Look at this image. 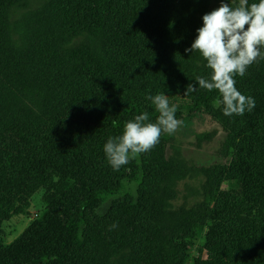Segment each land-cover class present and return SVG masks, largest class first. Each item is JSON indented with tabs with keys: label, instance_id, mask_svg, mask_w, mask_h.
<instances>
[{
	"label": "trees",
	"instance_id": "16d2710c",
	"mask_svg": "<svg viewBox=\"0 0 264 264\" xmlns=\"http://www.w3.org/2000/svg\"><path fill=\"white\" fill-rule=\"evenodd\" d=\"M29 2L0 0V226L39 191L43 210L0 242V264H264V59L234 77L254 109L226 117L196 83L206 61L185 51L210 0H37L15 17ZM161 93L175 118L201 111L225 134L189 208L173 207L190 169L169 134L118 171L103 150L136 116L155 123L146 97Z\"/></svg>",
	"mask_w": 264,
	"mask_h": 264
},
{
	"label": "clouds",
	"instance_id": "9594fccd",
	"mask_svg": "<svg viewBox=\"0 0 264 264\" xmlns=\"http://www.w3.org/2000/svg\"><path fill=\"white\" fill-rule=\"evenodd\" d=\"M202 20L203 26L197 30L196 39L185 51L198 52L211 70V76L197 77L196 83L200 89L218 90L224 116H243L254 109L255 99L237 90L234 77L245 76L249 66L264 59L260 51L264 48V0L251 5L248 0H239L235 7L221 3ZM197 90L189 84L184 95ZM146 98L159 113L156 122H148L149 115L143 113L124 125L122 135L109 137L103 150L113 170L118 171L130 159L152 150L160 142L162 133L171 135L182 123L175 118L176 106H169L164 93Z\"/></svg>",
	"mask_w": 264,
	"mask_h": 264
},
{
	"label": "rangeland",
	"instance_id": "374dc122",
	"mask_svg": "<svg viewBox=\"0 0 264 264\" xmlns=\"http://www.w3.org/2000/svg\"><path fill=\"white\" fill-rule=\"evenodd\" d=\"M36 1L30 0L29 7L18 9L15 17H20L27 9L36 8ZM238 2L239 0H210L204 15L218 9L221 3H230L232 7H235ZM168 100L170 107L172 105H175L176 108L179 106L174 96H168ZM176 119L182 121V123L170 135L173 139V149L169 153L178 150L179 159L190 169V173L176 187L177 197L173 202L174 209L189 208L201 200V185L204 182V177L199 171L201 167L218 165L225 161L221 154L225 134L210 117L201 111L191 115L182 111L180 116H176ZM135 192L136 184L125 185L119 194L107 199L103 212L109 208L113 200L122 197L126 193L134 196ZM42 196V191L37 192L31 198L29 208L23 215L13 216L1 224L0 242L3 246L12 243L40 215L43 210ZM202 235L203 233H201V237ZM201 242L202 239L199 238L197 244Z\"/></svg>",
	"mask_w": 264,
	"mask_h": 264
}]
</instances>
